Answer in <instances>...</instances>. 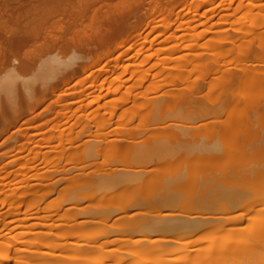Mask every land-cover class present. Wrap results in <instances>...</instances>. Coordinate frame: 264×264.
Returning <instances> with one entry per match:
<instances>
[{
    "label": "bare ground",
    "instance_id": "obj_1",
    "mask_svg": "<svg viewBox=\"0 0 264 264\" xmlns=\"http://www.w3.org/2000/svg\"><path fill=\"white\" fill-rule=\"evenodd\" d=\"M0 1L3 3L2 0ZM4 1H5L4 5L1 4L0 6V100L2 101L3 97H5L4 99L7 102V104H6V107L3 108L2 107L3 105H1L0 103V124H2V126L7 125V127L8 125L10 126V122L11 123L14 122L13 124H15L16 126L17 124L19 125L20 123L25 125L24 127L18 126V128L16 129H11L9 127L10 130L8 131H9L10 136L8 138L12 139L14 138L13 137L14 135L15 136L16 135H21V136L43 135L46 133V131L40 130L39 128L42 126L44 127V125L49 126L50 122L51 123L54 122L53 125L50 127L49 131L54 130V132L56 131L57 135H60L59 137H62L64 136L62 135L64 133L63 131L68 128L69 132L68 131L67 132L69 135L67 134L66 131H65V134L68 135L67 141L70 140L68 142L72 143L76 138L75 137L73 140V137H71L73 133L72 131L76 129L78 131V127L75 128L76 125L78 126V123H82V121L87 119V122H84L85 124L82 123L84 124L83 128L85 129L84 130L80 129L81 131L79 130L76 133L82 134V132L84 131L85 135L89 133L92 134L94 130L91 131L92 129L90 130L88 128V125L89 127H92L94 125V127H97V130H101L102 125L104 124L108 125L109 123H111V125H113L114 120L112 121V119L115 117L116 114H118V113L115 114L116 108L114 109V111H111V113L109 112L110 115H106L107 113H101L102 106L101 105L99 106V104L102 102L104 98H106V96L112 93L114 94V93L119 92L121 89L120 87H122L120 85L118 87L117 85L118 88H115L116 86H114V84L116 83L114 81H116L118 78L111 81L109 83L110 85L106 87L105 82L108 77L106 78V80L104 77L110 71V69H108L107 67H109L108 65H109L110 59L111 61L113 60L115 61L117 59L116 62L120 60L121 56H119V54H118L119 57L117 56L113 59L112 57L114 56L115 53L117 52L119 53V51L128 42L132 43V48H133V46H135L137 42L141 40L140 38L137 41L135 35L132 37L133 35L132 32L128 35L126 39H123V40L118 39L119 36L126 32H130L133 30L135 31V28H137L138 30L140 28L139 26L143 23L144 24L143 26L145 28H149V27L152 28L151 29L152 31L150 30L148 31L147 34L145 35L143 34L144 36L142 35L143 42L144 41L147 42V39H149L148 35L152 34V32H155L156 30H157L156 32H158L159 26L162 27V25L163 26L166 25L164 26L166 28L167 25H170L171 21L168 22V20H170L168 19L170 18L168 16H170V14L173 12L174 13L177 12V9L180 8L181 5L183 4L185 5V3H187L186 5L191 6V9L200 8L202 4L204 3L208 4V2L210 3L211 0L210 1L209 0H148L150 1V3L147 4L149 6V12L145 8L146 3H148L146 2V0H119L117 2L110 0L112 1V3H108L107 5L103 4V5H100L99 7H96V4L98 5L104 0H41V5H36L33 7L19 8L17 5H15L17 8L20 9L16 11L14 10L16 7L15 8L8 7V6H12L9 3H6L8 0L7 1L4 0ZM250 3L251 5H253V7L259 8L260 12H262L263 10L262 16L259 14L260 18H258V20L253 19L255 22L257 21L258 23L259 21H263L258 24L262 26V24L264 23V3L263 4L259 3L260 5L257 4L259 6H256V4H253L254 2L253 3L250 2ZM239 5H241L240 7L242 8L244 7L243 3ZM184 8L185 7H183L182 10H184ZM260 8L261 9L263 8V9L261 10ZM191 9H189V11ZM179 11L181 10L179 9ZM229 19L230 18H228L227 21H229ZM220 20L223 21L222 18H220ZM220 20L219 22H221ZM252 23L254 24V22ZM252 23L250 24L252 25ZM231 24L232 26H235V24H233L232 22ZM171 26L172 25L168 27L171 28ZM241 27L242 25L239 26L238 29L241 30ZM228 28L227 29L225 28L226 30H222V31L223 32L227 31V33L230 36L226 34L225 32L226 37L224 36L223 38L222 36V38H219L220 40L217 39L219 36L216 37L217 40L214 39V41L216 40L217 42H215L214 44L212 56L209 57L208 55L209 58L208 57L204 58L206 60L203 59L205 62H203L202 64L204 63L206 64V65L205 64L203 65V66H206L204 67L206 69H203V70H207L205 72L207 74L204 73L207 76L200 75L199 77H197L198 76L197 75L195 76L197 78L194 77L195 78L194 80H188L187 82V79L189 78L183 76L184 72H182L183 74L182 73L177 74L179 76H174V74H172L173 75V77L171 76L172 81H170V79L168 80L170 81V83L173 82L171 84L172 86L169 84V82L167 84V80L162 79L161 83L157 82V84L160 83L159 84L160 87L162 85L161 88H164L165 86L167 87L169 85L171 87H174L173 84L176 82L179 83L178 84L179 86L182 85L183 87L180 88L176 84L180 89H178V87H176L175 89L174 87L173 88L174 90H172L171 88L170 90H172V92L171 91L169 92L167 90L169 92L167 93L169 95L170 94L172 95L169 97L167 96V98L169 99L173 97L172 99H169V100H172L174 105L176 104L175 106H178L177 104H181L182 107L184 106L183 108L181 107L182 110L179 109L180 111H183V109L187 106L186 110H184L185 113L179 112V113H184V114H181L182 116L187 115L184 118L187 119V117L189 116L192 119L195 118V119H200L202 121L204 120L205 122L202 124L203 125L202 126L201 122H198V120L194 119L198 124L200 123L202 128L207 127V130L208 128L210 129L214 128V131L216 130L217 133L215 132V134L212 135L207 130L204 132V130L202 131V128H200L198 124L197 126H194V125L193 126L195 129H198L199 131L193 130L192 132L191 130H185L186 125L181 126L184 128H179L180 126L177 124H179L181 121L177 123L179 120H177V118H174V115L171 114L172 115L171 116L170 114L169 115L165 114L167 112L162 113L163 110L165 111L164 109L165 107L162 104L163 108H161L160 107L161 105H160L159 106L160 108L158 109L160 114L158 112L159 115H157V112H155V115L160 117L158 118L160 120H163L161 119L163 114L170 116V118L172 117L176 119V120L174 119L172 120L177 121L176 122L177 124L176 123L173 124V122H171L172 121L171 119H167V120H171L170 122L177 129L175 128L166 129L171 126V123L168 124V127H166L167 124L166 126L165 124H162V123H166V119H164L165 121L163 120V122L159 120L160 122H162L161 123L162 125L160 126V128H163V129L162 130L160 128H157V129L161 131H158L156 129L154 130L155 127L153 129L152 128L148 129V127H145V129H141V128L138 129L133 126L134 128L132 129L126 128L128 130H125L124 132L121 130L118 131L119 132V133L117 132L118 134L109 131L108 134L107 133L104 134V136L106 134L108 135L106 136L107 138L106 137L104 138L105 140L107 139L108 140L107 141L101 140L102 142L104 141V143L106 142V144L103 143V147L102 146H101L102 148L100 147L99 152L103 154L105 153V156L110 154L112 157L118 159L117 161L121 160L124 162L130 161L131 159L134 160L135 158L139 159L142 156L143 158H147L149 156L151 157L154 155V157L158 156L164 159L167 158V160L164 161V164H162L163 162H161L163 166L158 165L160 167L156 170L158 171L160 169L161 171V166H162V172L165 171L166 173H168V172H171V170H174V172H171L173 173V175L171 174L173 177L168 174V179L167 181H165L166 183H164L163 182L165 180L164 178H166L167 175L163 177L161 176V173H162L161 172L159 176L157 174L156 176L154 172H157V171L151 170V168H150V171H148L145 169L146 167L143 166L144 169L139 170L138 168V170H135L136 164H133L135 165L133 167L134 169H129V168L122 169V168L113 167V169L110 171L109 174L103 175L96 180L95 179L88 180V183H86V185L97 187L98 189H101V190L103 189L106 191L108 189L115 190V189H119L120 187L131 186L135 188L134 189L135 191L137 190L138 191L140 190V191L138 194H134L132 196L130 195L129 198H125V197H124L125 199L122 198L123 200L120 198L121 196L120 197L119 195L116 196V194H114L116 197L114 195L113 196L111 195L110 197L105 196L104 201H102L103 199L102 197L100 198L99 202L97 201L96 206H98V203H101V205L102 206L104 205V207L106 208V211L109 209L107 206H110V205L111 206L113 205V207L117 205L118 206V207L116 206L117 208H121L125 211H127L128 208H132L135 206L136 207L143 206V204L152 205L158 208L160 206L167 207V205L170 206L171 204L173 205L176 202H177L176 204H178L179 201L182 202V199L184 197H188L187 199L190 200L189 205L191 206V203H192V207L195 208V211L197 210L196 208L198 209L200 208L205 211V213H203L201 210V212L199 213L200 211L199 209L198 211H196L198 212V214L196 213L197 215H195L194 213L195 211L192 210L194 208H192L190 212L187 210L188 212H186V214L194 213V215H186V214H180V213L178 214L176 213L162 214L161 213V215L156 214L157 216L156 215L155 216L153 215V217L151 216V218L153 219H150V218L147 219L143 217H142L143 219H140L141 215H139L140 218L137 217L136 214H139L137 212L129 216L132 218V216H134L135 214L133 218L137 217L139 220L132 218V221L130 220L129 216L127 217L128 214H125L122 217L124 218L123 220L125 221L127 217L128 219H126V221L130 220L131 222L127 221L126 224H128V222L129 224L122 226L124 230H126L129 233H134V234L136 233L138 234L139 233L141 234L155 233L157 231H160V233H163V232L180 233L183 231L184 233H180L181 237L179 235L180 239L182 238L183 240L184 238H192L197 235L198 237L196 238V240H194L193 242L191 241L189 245L191 243L199 244L201 241H203V239L209 240L210 238H213L214 236L217 237L221 235L220 236L221 238L220 237L217 238V239H220L219 242L210 241L209 243L202 245V246H198L197 244V246L196 245L189 246L182 250L176 249L174 253H176L177 255L178 254L180 255L179 257H175V259L170 257L171 256L170 253L168 252L166 253L167 250L165 247L162 248L165 251L162 250L161 253L157 251L161 249V247L160 248L157 247L158 249L155 248L157 250L150 249L147 247H142L140 248V250H137L134 256L144 259V263L149 262L152 256L159 253L162 256L161 259L159 257L153 262L151 260L153 264H169V262L171 261L176 262V264H179V263H182V264H264V162H262L264 160L261 159L262 157H264V154L263 156L262 155L260 156L261 157L260 163L259 161L256 163L258 166L256 167V165H253L256 162L255 160L254 162L251 161V163H253L252 164L253 166H251L250 169H248L249 167L246 168L248 170L242 169L240 171L238 170V168H236L235 165L233 166L229 164L232 162L235 164V162L232 159V157H235V156H233L232 153H234V155L235 153L239 155L241 154L240 156H238L240 158L241 156L245 157L243 156V154L244 155L248 154V156L249 155L253 156L252 154H254L253 158H251L250 156L251 160L254 159V157H257V155L255 156V154L257 153H253V152L261 151V153H264V147H262L264 146L263 143H262L263 145L254 144V146H252L253 144H249L250 146L249 147V146H246L247 145L246 139L244 140L243 138H241V136H243L244 133L246 134L249 133L250 135L251 133H254L253 131H255L254 135H256L257 130L259 131V129L258 128L256 129V127H259V126H262L263 127L262 131H264V32H263L264 29L263 31H258L259 33L260 32L262 33L254 35L256 38L254 39L251 38V40L250 39L247 41L243 40L240 42L239 40L240 36L238 35L239 37L238 36L236 37V35L234 36L231 35L232 33L228 32L231 26L229 29ZM254 28L252 29L254 30ZM236 29H233V30H236ZM252 29L250 31H252ZM161 30L163 32L166 29L165 30L160 29V33H162ZM248 31L249 30L246 31V28H245L244 30L245 37H243L244 39H246V37L248 36L246 35L247 34L246 32ZM236 32H238V30ZM160 33L156 35L157 38L155 39H158V37L161 36ZM220 35H223V34H220ZM137 38H138V34H137ZM146 42H144V44ZM226 42L228 43V46H224V44H227ZM211 44H213V42ZM111 46H114L115 48L113 50H110ZM93 48L99 51L96 53V56H97L96 58L92 57ZM210 51L212 50L210 49ZM215 52H218L219 54L214 55ZM64 54L69 55V56L64 57ZM205 54L206 53H204L203 55L201 54L202 58L204 56H207ZM224 54H229L230 57H232L231 55L235 56L234 58L232 57L236 61L235 63H233V66H231V63L234 60H230V57L224 56ZM194 55H195L194 59H196V54L194 53ZM216 55H218V57L221 55L222 58H226L225 61L228 58L229 59L226 62L225 61L221 62L222 60L220 58L221 56L219 57L220 58L219 59L220 61H219ZM42 58L43 60H41ZM120 61L118 64L115 63L116 65L113 64L115 65L114 66L115 68H113L114 70H111V71L114 72L116 69H118L116 67L121 66L120 63H122L123 61L121 62ZM193 61H196V60H192V62ZM165 64L167 63H164V66ZM202 64H200L201 67H202ZM131 65H129V67ZM129 67H127V69ZM78 68H80L79 70L83 71L84 77L81 80L76 81V78L79 75L78 72H80ZM168 68L167 70H169ZM34 69H37V71H35L36 73L31 76L28 75L29 72H32V70ZM163 69L166 71L165 67ZM193 69L194 67L192 69L190 68L191 71L189 73H194L192 72ZM162 70H160V75H161ZM162 73H165V72L163 71ZM197 73H199V71ZM103 78L105 81H102ZM163 81H165L166 84H164L165 82ZM60 84H63L62 86L63 88L61 90L58 89ZM77 85L81 86L82 89H79V90L77 89L73 91L72 87H76ZM155 87H158V86H154L153 88ZM104 90H107V91L104 93ZM149 90H150L149 93L150 92L152 93L151 91L152 89H149ZM204 90H207L206 93H204ZM127 93H129L130 95V93L132 92L127 91ZM167 93L165 95H167ZM137 94L138 93H135L134 94L135 96L133 95L134 101H135V97ZM54 96L56 98H53ZM69 97H71L72 99H70ZM87 98H89L90 100H87ZM164 98L166 99V97ZM124 99L125 100L127 99V102L124 101L123 104L125 103V105H127L126 103H128V101H130L131 98L129 99V96H127V98H124ZM168 99L166 100L168 101ZM136 100H138V97ZM144 100L145 102H143ZM144 100L142 101L143 103H141L140 105L138 104L139 105L138 111L141 110V112L138 113L137 111L134 110L135 112L140 114L139 116H141L140 117L141 120L142 118H144L143 116H146L144 115V113L147 109L149 108L153 109V111L152 109L151 110L149 109V111L147 110L148 112L155 111L154 110L155 106L153 107V105H155L156 102L153 103L154 101L153 98L152 99L150 98L149 100H146L145 98ZM119 101H122V99ZM117 103L115 105H117ZM164 103L166 107L169 105V102H164ZM95 104L96 105L98 104L97 105L98 108L94 107V109H97V110L92 111L95 113L92 114L90 112L89 113L90 115L82 114L83 112L79 113L81 112L80 111L81 109L83 111L84 109L87 110L86 108L88 107L91 108ZM44 105L46 106V108L44 110L39 111L40 108ZM72 105L74 106L77 105V107L76 106L74 107ZM122 107L123 106H121V108ZM136 107L138 106L136 105ZM170 107L168 106V108ZM8 111L11 114L10 117L7 115ZM30 112L33 114V116L31 118H26L28 113ZM54 112L56 113V116L54 118L43 121L40 124H35L37 118H42L45 114L54 113ZM129 114H130V111L123 107V112H121V114H118V115L125 118L126 116H129ZM155 115H153L154 118H152L151 122L153 121V119L154 120L156 119L155 117L157 116ZM223 115H224V118L222 119ZM45 116H48V115H45ZM182 116H178V118ZM164 117L166 118V116ZM218 117H221L222 120L217 119ZM57 118H58V121H57ZM74 118L75 120L77 118V120L72 124L71 121ZM149 118H147L148 121H149ZM120 120L118 121V118H117L118 122H121ZM30 121H32V123ZM156 121L158 120L156 119L154 122ZM70 122H71L70 126L65 127V129L64 128L61 129L63 125L65 124L67 125ZM151 122L149 121V123ZM192 122L194 124V121ZM167 123L169 122L167 121ZM124 125L126 124L124 123ZM163 125L166 128L162 127ZM73 127H74V130L72 129ZM189 127L194 129L191 125ZM4 128L6 129V127ZM146 128L148 129V131L150 130L151 131L154 130V131L152 132L150 131V133L147 134L145 131ZM85 130L87 132L89 130V132L87 133ZM5 132H7V130ZM212 133H213V130H212ZM261 133L262 132H260V134ZM218 134L220 138L222 139V141L219 139ZM216 135L219 140L216 139V142H215L214 140H215ZM248 136H246V138ZM251 136L248 138L251 139ZM261 136H259V138ZM212 137L214 138V140H211L213 139ZM206 138H211L210 139L211 141ZM227 139L232 140L231 141L232 143H228L230 141L227 142L226 141ZM241 139H243L245 143H242L244 141ZM77 140H78V137H77ZM99 142L100 141H98V143ZM34 143H35L34 145H36L37 141H35ZM94 144L95 143H91L92 146H94ZM34 145H32L33 147L31 146V148L34 149ZM256 145L258 148H255ZM248 148H250V150ZM259 148H261V150ZM248 150H249V153H246V151ZM250 151H252V153H250ZM18 153L19 152H17L16 154ZM38 153H36V155ZM38 155L40 156V154ZM106 157H109V156H106ZM172 157H174V160ZM36 158L37 157H35L34 159L32 157L31 159L36 160ZM257 158H259V155ZM136 159L134 161H136ZM228 159L232 160V162H229ZM244 159H246V157ZM34 160L32 162H34ZM141 160L142 159H140L139 161L141 162ZM240 160L237 159V162L238 161L240 162ZM247 161H248L247 163L250 162L249 160ZM37 163H40V162H37ZM27 164L29 165V163H26V166ZM145 164H148V163H145ZM249 164L248 165L246 164V165L249 166ZM32 165L30 163V167ZM34 165L31 167V170L38 164H36L35 166ZM22 167H25V165ZM239 168L241 169V167ZM165 172L163 174H165ZM43 173L45 174L46 171L45 172L42 171L40 172V174L38 172V174L36 175H43ZM169 176L172 178V180L169 179ZM7 177L8 176H6L5 178ZM14 177H16V174ZM156 187L157 189H160V190L162 189L164 191V192H161L157 196V198L155 197L154 194L155 193L157 194L160 191L159 190L157 191ZM153 188H154V193H153L154 196L152 195V193H150V189L152 192ZM146 189L149 191V193H147L148 191H145L143 193V190H146ZM106 197L108 199H106ZM112 197L114 198L112 199ZM114 199L117 201L114 202ZM218 201L220 202L218 206H220L221 204V207H218L216 205ZM244 204H246V206H243L242 208L241 206ZM211 206H214L212 207V210L213 211L216 210V211L211 212L209 210L211 213L207 212L208 211L207 209H210ZM258 206L259 207L261 206L260 207L261 209L256 210ZM14 208L18 210V208H20V205L14 204ZM204 208H206L207 211ZM73 209L75 210L74 207H69V208H66L65 210L71 211ZM15 212L14 214H16ZM252 212H255V214H253ZM67 213L68 212H66V214ZM249 213H252V216L253 215L255 216L253 217L251 215L249 216ZM103 214H106V216L108 214L111 215V213L107 214V212H104L101 215ZM247 214L249 216L248 217L249 219L252 217V220L251 222H249V225L245 224V227H242L238 223H240L241 221H245L246 219L249 221V219L246 218ZM147 215L149 216V214ZM30 218H27V219H30ZM122 218H120V220ZM215 221H217V223L218 221L220 222L227 221L226 223H229L228 224L229 226L226 225V227L222 228L221 226H218L217 224V227H215L214 226V224L216 223ZM86 222L88 223L87 220L81 221L80 224L75 225L76 229H78V227L82 228V224ZM71 231L72 230H70V232ZM55 234H58V233H55ZM183 234H184V237L182 236ZM67 235L68 234H66V236ZM16 237L18 238L19 236H16ZM16 237L13 239H17ZM59 237H63V235L62 236L59 235ZM22 238H25V237L20 238V242L24 240L22 241L23 248H24V244H27L25 245L26 248L29 245L28 250H30L31 248L32 250L28 251L27 249H25L26 252H23L21 250L23 248L20 247V255H17V256L19 257L21 255H24L25 258L26 257L27 258L24 259V256L22 257V259L18 257L16 258V254H14V251H16L15 253L17 254L19 253V251H17L19 250V248H16V247H15L16 250L13 251L14 257L11 256L10 254L11 250H13L14 248L13 244H12V247H10L11 246L10 243L14 242L13 240H11L8 244L11 249H9L8 247V249L6 248L8 252H6L5 249L4 250L2 249V251H0V254H1L0 256L3 255L2 258L0 259L1 263L3 262L6 264L8 262L7 264H9L12 258L13 261L16 259L17 263L16 261H14L16 264H20L18 262H21L22 264H31V263L38 264L40 262L41 264H69V263H72V260H71L72 256L70 258H67L70 255L69 254L70 251L73 248H74L73 250H75L76 248L78 250L79 249L82 250L81 247L88 245V244H83V243L80 244L76 242L67 243L66 245L68 247L66 246V248H70V249H69V253H67L69 255L66 256L64 254V251L66 250L68 251V249H65V250L63 249L65 244L63 246V244L60 243V245L63 246L61 247L58 243H55L53 239H48V238H46V240L43 239L45 241L41 239L38 241L40 244L37 243L38 244L37 245L36 242H34V240H36L37 237L31 238L32 241L31 239L25 240ZM17 240L16 242H14L16 243L15 246L16 245L20 246L21 243H18L19 239ZM51 240L53 243L51 242ZM63 240H64V237H63ZM210 240H213V239H210ZM27 241H30L29 244ZM155 241H158V240H155ZM176 241L177 243H179L178 240ZM41 242H42V246L44 247V249L48 247L47 245L50 246L51 244H53L54 246L51 245L49 248L53 249L57 247L58 249L63 251V252L61 251V253L63 254L57 255L55 254V252L54 253L52 252L51 254L47 252L44 253V251L41 252L39 250L43 248L41 246ZM163 242L167 243L169 241L165 239L163 240ZM30 243L35 248H33L30 245ZM33 249H38L40 252H37L38 250L33 251ZM112 251L113 253L119 252V250L118 251L109 250L108 252L110 253ZM81 252L78 253L79 256L76 255L75 257H73V261L75 262V264H78L81 261L80 260L82 259L80 255L82 254ZM90 252L91 250L89 252L87 251L83 252V254L85 253L84 260H86L85 262L86 264H104L106 263L104 262L105 259L107 260V258L109 257L105 255L107 257L104 256L105 258L103 257L100 260L89 261L87 259V255L88 254L90 255ZM46 253L47 255H45ZM31 254L34 255L35 258L37 257V255L38 257L41 256L39 257L41 260L38 261L39 258L32 259V262H31L30 259L33 257V256L31 257ZM48 254H50V256ZM46 256L47 258L48 257L49 258L46 259L45 258ZM113 256H116V255H113ZM9 257L11 258L9 259V261L6 262V259L8 260ZM50 257H52L53 259H50ZM2 259H5V260H2ZM134 259H131L130 261L125 258L124 261L121 260L122 262L120 263L123 264V262L129 261L128 262L129 264H140V260H137V259L134 260ZM34 260H35V263H34ZM36 260L38 262H36ZM67 261H69V263H67ZM80 263L82 264V262Z\"/></svg>",
    "mask_w": 264,
    "mask_h": 264
},
{
    "label": "rangeland",
    "instance_id": "obj_2",
    "mask_svg": "<svg viewBox=\"0 0 264 264\" xmlns=\"http://www.w3.org/2000/svg\"><path fill=\"white\" fill-rule=\"evenodd\" d=\"M2 1H3V3L0 1V6H1V4L4 5L5 1L4 0H2ZM8 1L6 3H9L12 6H8V5L7 6L8 7H14V8L16 7L15 5H17L19 8H22V7L26 8V7H33L36 5H41V0H8ZM112 1L117 2L119 0H112ZM112 1L104 0L100 4H98V5L96 4V7H99L100 5H103V4L107 5L108 3H112ZM146 2H148V3H146L145 8L149 12V6L147 4H149L150 1L146 0ZM250 2H252V3L254 2L253 4H256V6H259L260 5L259 3L263 4L264 0H211L210 3L208 2V4H206V3L202 4V6L200 8H192V9H191V6L186 5L187 3H185V5L183 4L180 6V8L177 9V12H175L176 14L174 12L173 13L170 12L171 14H170V16H168L170 18L167 17L168 19H170V20H168V22H170V21L172 22V23L170 22V25H172L171 28H169L170 25H167L166 28L164 27L166 25H164V26L162 25V27L159 26L158 32H156L157 30L156 31L153 30L155 32H152V34H150L151 36L148 35L149 39H147V42L144 41V42H146L145 44L142 40V37L145 34H147L148 31H150L152 28L151 27L145 28L143 26L144 25L143 23L141 25L139 24L140 28L138 30H137V28H135V31L133 30V31L126 32V33H123L122 35H120L118 39L123 40V39H126L128 37V35L132 32V34H133L132 37L135 35L137 41L141 38L143 43L141 42V40L138 42L136 41L137 44L138 43L139 44L138 45L136 44L132 48V43L128 42L119 51V53L118 52L115 53L114 56L112 57V59L117 57L119 54V56H121L120 60L123 62L120 63L122 67L121 66L116 67L118 69H116L114 72L111 70H114L113 68H115L114 67L116 65L115 63L118 64L120 60H118V62H116V60H117L116 59L115 61L113 60L114 61L113 62L110 59V61H109V65H108L109 67H107V68L110 69L109 72L111 74L108 72L109 76L107 74L104 77L105 80L108 77L106 82H105V85H106V87H108L110 85L109 83L111 81L118 78L116 81H114L116 83L115 84L113 83V84H114V86H116L115 88H118L119 85L122 87H120L121 88L120 91L118 90L119 92L114 93V94L113 93L109 94L108 96H106V98H104L102 100V102L100 104L98 103L99 106L100 105L102 106L101 107V113H107L106 115H110L111 111H114V109L116 108L115 114L116 113L121 114V112H123V107L130 111L129 116H126L125 118L118 115V114H116V115L114 114L115 117L112 119V121L114 120V123L112 122L113 125H111V123H109L110 125L108 123H106L108 125L104 124L105 127H104V125H102L101 130H97V127H94V125L93 126L91 125L92 127H89V125H88V128L90 130L92 129L91 131L94 130L92 132V134L91 133L87 134L89 132V130H88V132L85 130L87 132L86 134L88 136L85 135L84 131L82 132V134L76 133L80 129H82V130L85 129V128H83L84 124H85L84 122H87V119H85L84 121H82V123H84V124L78 123V126L77 125L75 126V128L78 127V131H77V129L74 130V127L72 128L75 132L72 131L73 133H72L71 137H73V140L75 137L76 138L73 141L74 143L73 142L69 143L68 141H70V140L67 141V139H68L67 136L69 135L68 134V132H69L68 128L63 131L64 133L61 131L63 133V134L62 133L61 134L64 135L62 137H59L60 135H57L56 131L54 132V130L49 131L50 127L53 125L54 122H52V123L50 122L49 126L44 125V127L42 126L39 128L40 130L46 131V133L43 135H33V136H21V135L15 136L14 135L13 136L14 138H12V139L8 138L10 136L8 130H10V128L16 129V128H18V126L24 127L25 125L20 123L19 125L17 124V126H16L15 124H13L14 122H12V123L10 122V126L8 125V127H7V125L2 126V124H0V131L3 134L2 135L0 133V174H1L0 175V202H2V203H0V221H1L0 222V251H2V249L3 250L5 249V251L8 252L7 249L9 247V245H8L9 242L11 240L16 242V240L19 239L18 243H21V245L19 244L20 246H18V245L15 246L16 243H14V242L10 243L11 244L10 247H12V244H13L14 248H13V250H11V253L9 252L12 257H14V254H16V258H17L18 257L17 255H20V247L23 248L22 241H24V240H22L20 242V238L25 237L22 239L30 240L33 237H35V238L37 237L38 240L33 239L34 242H36V244L39 243L38 242L39 240H41V239L46 240V238L53 239L55 241V243H58L59 245H60V243L63 244V246L65 244L63 249L64 250L68 249V251L67 250H66L67 252L64 251V254L66 256H68L70 254L69 257H67V258H70L72 256L71 257L72 263L74 262L73 257L78 255V253H80L82 250H83L81 252L82 254L84 251L89 252L91 250L90 255L89 254L87 255V259L89 261L100 260L105 255H107L109 257L107 258V260L105 259L104 262H106V263H104V264H121L120 263V262H122L121 260L124 261L125 258L127 260H130V261H131V259L135 258L137 260H140V264H143L144 259L134 256L136 254L137 250H140V248H142V247H147L150 249H155L157 247H159V248L161 247V249H159V250H157L158 248L155 249V250L159 251L160 253L163 250L162 248L165 247L167 250L166 253L167 252L170 253L171 254L170 257L175 259V257H179V255H180V254L177 255L176 253H174L176 249L182 250V249L189 247V246H195V245L197 246L198 243H196V244L191 243L189 245V243L191 241L193 242L194 240H196V238L198 237L197 235L192 237V238H184V240L182 238H181L182 240L180 239V237H181L180 233H184L183 231L180 233H177V232H175V233H170V232L169 233H167V232L160 233V231H157L155 233H144V234L136 233V234H134V233H129L122 228L123 225L124 226L128 225L129 222H128V224H126L127 221H130V220L132 221V218L135 216V214H134V216H132V218H131L129 215H133V213H137V212L139 214H136V216L139 217V215H141V218L139 217L140 219H143V218L153 219V218H151V216L153 217V215L155 216L156 214L161 215V213L162 214H167V213L186 214V212H188V211L190 212V210L192 208H194V207H192V203H191V206L189 205L190 200L187 199L188 197H184L182 199V202L179 201L178 204H176L177 202L174 203L175 204V205L173 204L174 206L171 204L170 206L167 205V207L166 206H163V207L160 206L157 208V207L152 206V205H147V204L144 205L143 204V206H139V207L135 206L132 208H128L129 211L128 210L125 211L121 208H117L118 207L117 205H115L114 207H113V205L112 206L110 205V206H107L109 209L106 211V208L104 207V205L102 206L101 203H98V206H96L97 201L99 202L100 198L103 197L102 201H104L105 196L110 197L111 195L113 196L114 194H116V196L119 195V197L121 196L120 197L121 199L124 197L129 198L130 195L132 196L134 194H138L140 190L139 191L137 190L138 191L137 192L134 190L135 188H133L131 186H126V187L124 186V187H120L119 189H115L116 191L113 189L112 190L108 189L106 191L103 189L102 190L98 189L97 187L88 186V185H86V183H88V180H91V179L96 180L103 175L109 174L110 171L113 169V167L114 168H122V169H126V168L127 169L128 168L134 169L133 167L135 165H133V164H136L135 170H138V168H139V170L144 169V167H146L145 169L150 171V168H151V170L158 169L160 167L158 165L164 164V161L167 160V158L164 159V158H161L158 156H155L156 157L155 158L154 155L151 157L149 156L147 158H143V156H142L139 159L135 158L136 161H134L135 159L134 160L131 159L130 161H126V162L121 161V160L117 161L118 159L112 157L110 154L106 155L109 157H106L105 153L103 154V153L99 152V149L101 146L103 147V143H104V141L102 142L101 140H105L104 138L106 136H108L107 134L109 133V131L118 134L119 133L118 131H120V130L124 132L125 130L132 129L134 127L138 128V129H140V128L145 129V127H148V129L149 128L153 129L155 127L154 130L156 129L158 131H161L163 129V128H160V126L162 124H165V126L167 124L166 127H168V124H170L171 122H173V124H175L177 121H174V120H176L174 118H177V120H179L177 123H179L181 121L179 124L176 123L177 125L180 126L179 128H184L181 126L186 125L187 128L185 127V130H191L192 132H193V130L199 131L198 129L194 128V126H197V124H198L195 120H198V122H201V125L205 121L204 120L202 121L200 119H195V118H194L195 119L194 120V119L190 118L189 116L187 117V119L184 118L187 115L182 116L181 114L185 113L184 110H186L187 106L183 109V111H180L179 109L182 110V108L184 106L182 107L181 104H177L178 106H175L176 104L174 105L173 101L169 100V99H172L173 97L169 98V99L167 98V96L168 97L172 96L171 94L169 95L168 93L170 91L172 92V90H174L173 89L174 87L176 89V87L179 86L178 85L179 83L176 82L173 84L174 87H171L172 86L171 84L173 83V82L170 83V81H172L171 76L173 77L172 74H174V76H179L177 74L184 72L183 76L189 78V79H187V82H188V80H194L195 78L199 77L200 75L207 76V75H205V74H207V73H205L207 70H203V69H206V68H204L206 66H203L205 63L202 64L203 62H205L204 60H206L204 58H207L208 55H209V57L212 56L214 44H215V42H217L216 40L217 39L220 40L219 38H222V36H223V38H224V36L226 37V34H228L227 31H225L226 32V34H225V32H223L222 30H226L228 27L230 28V26H231V28L230 29L228 28L229 29L228 32L232 33L231 35H233V36L236 35V37L239 35L240 37L239 36L238 37H239L240 42L243 40L244 41H247L249 39L251 40V38L254 39V38H256L254 35L262 33V32L259 33L258 31H263V29H264L263 24L264 23L262 24V26L258 25V24L263 22V21H259V23H258L257 21L255 22L253 19L258 20V18H260L259 14L262 16V12H263L262 9L263 8L262 9L260 8L262 10V12H260L259 8L253 7V5H251ZM242 3L244 6L243 8L240 7L241 5H239ZM257 4H259V5H257ZM182 6L185 7L184 10H182L183 9ZM19 8L16 7L14 10L15 11L20 10ZM179 9L181 11H179ZM189 9H191V10L189 11ZM180 12H182V13H180ZM167 15H169V14H167ZM171 15L174 17H172ZM220 18H222L223 21H221ZM228 18H230L229 21H227ZM219 20L222 23L219 22ZM224 21H226V22H224ZM223 22H224V24H223ZM231 22L233 24H235V26H232ZM252 22H254V24ZM250 23H252V25ZM241 25H242V27L240 30V29H238V27ZM248 26H249V28H248ZM256 26H257V28L259 27L258 30H257ZM236 27H237V29H236ZM243 27L246 28V31L249 30L248 32H246L247 33L246 35H248L246 37V39L243 38V37H245L244 36L245 35V33H244L245 28H243ZM252 28H254V30ZM160 29H163V30L166 29L167 31L165 30L162 32V30H161L162 33H160ZM233 29H236V30H233ZM251 29H252V31H250ZM237 30H238V32H236ZM140 33H142V34H140ZM158 33H160L161 36H159L158 39H155V38H157L156 35H158ZM219 33L223 34V35H220ZM137 34H138V38H137ZM250 34H252L254 37ZM216 37H218V38L216 39ZM248 37H250V38H248ZM214 39H216V40L214 41ZM212 42H213V44H211ZM114 46H111L112 48L110 47V50H113L115 48ZM224 46H228V43L224 44ZM209 48L212 51H210ZM92 52H93L92 57L96 58L97 57L96 53L99 51L97 49L93 48ZM194 53L196 54V59H194L195 58ZM204 53H206L205 55H207V56H204L202 58V55ZM215 54H219V53L215 52L214 55ZM69 55L64 54V57H66V56L68 57ZM224 56H229V54H224ZM231 56L233 58L235 57L233 55H231ZM216 57L218 58V60L221 58L222 59L221 62H224L226 59V58H222V56L219 58L218 55H216ZM232 57H230V60H234V61H232L231 66H233V63L236 62L235 59H233ZM43 58L41 60H43ZM191 58H193V59H191ZM192 60H196L197 62L196 61L192 62ZM164 63H167V64H165V66H164ZM113 64H115V65H113ZM200 64H202V67ZM129 65H131V66L129 67ZM126 66L129 68L127 69ZM163 66L165 67L166 71L163 69L164 68ZM180 66H182V67H180ZM192 66L194 67V69H193L194 71L192 70V72H194V73H189L191 71L190 68L191 69L193 68ZM166 67L167 68L169 67L168 68L169 70H167ZM79 69L80 68H78V70ZM160 70H162V72L164 71L165 73L161 72V75H160ZM179 70H180V72H179ZM35 71H37V69L32 70V72H29L28 75L31 76V75L35 74L36 73ZM79 71L80 72H78L79 75L77 76L76 81L81 80L84 77L83 71L82 70H79ZM198 71L200 74L197 73ZM182 74H181V76H182ZM195 76H197V77H195ZM104 78L102 81H105ZM162 79L167 80V84L169 82V84L171 86L169 85L167 87L166 86L164 87V85H163L164 88H161L162 85L160 87L159 84L162 82ZM169 79H170V81H168ZM157 82H160V83L157 84ZM163 82H165V81H163ZM164 84H166V82ZM117 85H118V87H117ZM153 85L158 86L159 88L158 87L153 88L154 87ZM62 86H63V84H60L58 89L61 90L63 88ZM179 87L181 88L183 86L181 85ZM179 87H178V89H180ZM72 88H73L72 89L73 91H75L77 89L78 90L82 89L81 86H79V85H77L76 87H72ZM171 88H172V90H170ZM149 89H152L151 90L152 93L151 92L149 93V91H150ZM106 91L107 90H104V93ZM127 91L132 92V93H130V95H129V93H127ZM206 91L207 90H204V93H206ZM135 93H138L135 97V101L137 104L135 103V101L133 99L135 96L134 95ZM166 93H167V95H165ZM126 95L129 96V99L131 98L130 101H128V103H126L128 106L125 105V103L123 104L124 101L127 102V99L126 100L124 99V98H127ZM71 97H72V95H71ZM71 97H69V98L72 99ZM137 97H138L139 101L136 100ZM139 97H140V99H139ZM164 97H166V99H168V101ZM4 98L5 97H3V99ZM53 98H56V97L54 96ZM145 98H146V100L153 98V100H154L153 103L156 102L155 105H153V107L155 106V108H154L155 111L152 112L153 109L149 108L150 110L152 109V111H150L151 112L150 113V112H148L149 109H147L148 110V111L146 110L147 113H146V111H145V113L143 112L144 115H146V116H143L144 118H142V120H141V118H140L141 116H139L140 114H138L141 112V110L138 111L139 110L138 108H139V105L141 103L145 102V100H144ZM3 99H2V101L4 102V104L1 100H0V103H1V105H3L2 107L4 108V107H6L7 102L5 101V99L4 100ZM121 99H122V101H119ZM87 100H90V99L87 98ZM140 100H141V102H140ZM161 100H163V101H161ZM164 102H169L168 106L169 107L171 106L170 107L171 110H170V108H168V106L166 107V105H164L165 104ZM85 103H87V102H85ZM116 103H117V105H115ZM134 104H135V106H134ZM162 104L165 107L164 108L165 111L162 109L163 110L162 113L167 112L165 114L174 115V118H172V117L170 118V116L163 114L161 119H163V120L166 119V123H162L163 120L158 119L160 117L157 116L160 114L158 109L160 107L163 108ZM97 105L95 104L91 108L88 107L89 109L86 108L87 110L84 109V111L81 109L80 110L81 112H79V113L83 112L82 114L90 115L89 113L91 112L93 114L95 112H92V111L97 110V109H94V107L98 108ZM136 105L138 107H136ZM72 106H74V105H72ZM75 106L77 107V105H75ZM121 106H123V107L121 108ZM129 106H131V107H129ZM172 107L174 108V110ZM177 107H178V109H177ZM45 108H46V106L44 105L40 108L39 111L44 110ZM134 110L137 111L138 113L135 112ZM155 112H157V115H155ZM158 112H159V114H158ZM179 112H184V113H179ZM7 115L10 117L11 114L9 113V111L7 112ZM45 115H48V116H45ZM45 115H44L45 117L44 116L42 117L44 119L37 118L35 124H40L43 121L54 118L56 116V113L55 112L54 113H48ZM153 115L157 116L155 118L158 121L154 122L156 119L155 120L153 119V121L151 122L152 118H154ZM177 115L182 116V117L178 118ZM32 116H33V114L30 112V113H28L26 118H31ZM164 116H166V118ZM120 117H122V118H120ZM117 118H118V121L121 119L120 120L121 122H118ZM147 118H149V121L151 123H149ZM188 118H189V120H188ZM223 118H224V115H223L222 119ZM167 119H171V120L174 119V120L171 121V120H167ZM190 119L192 121H194V124ZM217 119L222 120L221 117H218ZM76 120H77V118H76ZM76 120H75V118L72 119V121H71L72 124ZM123 120H125V121H123ZM159 120L162 122H160ZM57 121H58V118H57ZM138 121H139V123H138ZM167 121L169 123H167ZM30 122L32 123V121H30ZM71 122L67 125L66 124L63 125L61 127V129H63V128L65 129V127L70 126ZM124 123L126 125H124ZM155 123H157V124L159 123V124L157 125ZM189 123H191V124H189ZM173 124L171 123V126L169 128H166L164 125L162 127H165L166 129H170V128L177 129ZM180 124H182V125H180ZM188 125L189 126L191 125L194 129H192ZM201 125H200V123L198 124V126H200V128H202V126H203V125L202 126ZM4 127H6V129ZM88 128H86V129H88ZM126 128H128V129H126ZM157 128H160L161 130H159ZM257 128L259 129V131L257 130L256 135H254L255 131H253L254 133H251L250 135H249V133H247L249 136L246 133H244L243 136H241V138H243L244 140L246 139V142H247L246 146H249V144H253L252 146H254V144H259V145H261L262 143L264 144V131H262L263 127L259 126V127H256V129ZM99 129H100V127H99ZM148 129L146 128V130H145L147 134H149L151 131V130L148 131ZM211 129L213 130V133H212ZM211 129L208 128V130H207V127H203L202 131L204 130V132H205L207 130L210 132V134H212V135L215 134L216 130L214 131V128H211ZM4 130L5 131L7 130V132H5ZM154 130H152V131H154ZM65 131L66 132L68 131L67 132L68 135L65 134ZM34 132H36V131H34ZM260 132H262V133L260 134ZM105 133H107V134L104 136ZM120 133H122V132H120ZM161 134H160V136H161ZM55 135H57V136H55ZM82 135H83V137H82ZM79 136H80V138H79ZM246 136H248V137L251 136V139H249L248 137L246 138ZM259 136H261V137L259 138ZM77 137H78L79 141L77 140ZM218 137L222 141L219 134H218ZM69 139H71V138H69ZM206 139L210 140L211 138H206ZM216 139H218L217 135L215 137V140H214V138L211 140H214L216 142ZM243 139H241V140H243ZM258 139L260 142L258 141ZM89 140H90V142H89ZM97 140L102 142V143H100V142L98 143ZM107 140H105V141H107ZM35 141H37L36 145H34ZM95 141H97V142H95ZM226 141L227 142L230 141L228 143H232L231 142L232 140H230V139L229 140L227 139ZM91 143H95L94 146H92L93 144L91 145ZM242 143H245V141ZM22 144H23V146H22ZM104 144H106V142ZM32 145H34V149L31 148ZM39 145H40V147H39ZM262 147H264V146H262ZM255 148H258L257 145L255 146ZM261 148H259V149L261 150ZM248 149L250 150V148H248ZM249 150L246 151V153H249ZM17 152H19V153L16 154ZM262 152H263V150H262ZM36 153L40 154V156L37 154L39 156V158L36 155ZM250 153H252V151H250ZM253 153H257V154H255V156L257 155V157H258V155H259V158L254 157V159L251 160V158H253L254 154H252L253 156H251V155L248 156V154L244 155L242 153L243 156H245L246 159L250 161L249 162L250 164L247 163L248 161L246 159H244L245 157L241 156V158H240L238 156H240L241 154L239 155L236 153H235V155H234V153H232V155L235 156V157H232L235 164L230 159H228V160H229V162H232V163H229V162L228 163L230 165H233V166L235 165L236 168H238V170H240V171L242 169L245 170L248 167H249L248 169H250L251 166H253V165H256V167H257L258 165L256 163L258 161L260 163L261 159L264 160V157H262V158L260 157L261 155L263 156L264 153H261V151L260 152H253ZM34 156L37 157L38 160H37V158H36V160H34L35 159ZM250 156H251V158H250ZM32 157L34 158L33 159L34 162H32L33 161L31 159ZM111 157L113 160L111 159ZM169 158H171V157H169ZM172 158L174 160V157H172ZM140 159H142L141 162L139 161ZM153 159H155L156 161ZM237 159H239V160L241 159L240 162L239 161L237 162ZM168 160H170V159H168ZM254 160L256 162L254 164L251 163V161L254 162ZM35 161H36V163H35ZM242 161H244V162H242ZM37 162H40V163H37ZM105 162H107V163H105ZM161 162H163V163L161 164ZM262 162H264V161H262ZM26 163H29V165L27 164V166H26ZM30 163H31V165L32 164L34 165V163H35V165L36 164H38V165L37 166L34 165L36 168L34 167L31 170V167L33 165L30 167ZM140 163H141V165H140ZM145 163H148L149 165L145 164ZM246 164L247 165L249 164V166H247ZM24 165H25V167H22ZM147 165H148V167H147ZM238 165H239V167H241V169L238 167ZM156 166H157V168H156ZM162 166H161V171L159 169L158 170L159 172L157 170H156L157 172H154L155 175L156 174L158 176L160 175V173L162 172ZM243 167H245V168H243ZM248 169H246V170H248ZM42 171H44V172L46 171V173L45 174L43 173V175H36V174H38V172L40 174V172H42ZM164 172L161 173V176L164 177L165 175H167L166 178H164L165 180L162 178L164 180L163 182L166 183L165 181H167V179H168V174L170 176H172L173 173H171V172H174V170H171V172H168V173L165 172V174H163ZM15 174H16V177H14ZM148 174H150V173H148ZM6 176H8V177L5 178ZM170 176H169V179L172 180V178ZM157 187H159V186H157ZM157 187H156V189H157ZM158 190L160 192H158L157 194L156 193L154 194L156 198L161 192H164L162 189L161 190L157 189V191ZM145 191H148V190L147 189L143 190V193ZM135 192H137V193H135ZM147 193H149V191ZM150 193H152V195H153L154 188H153L152 192L150 189ZM113 198L114 197H112V199ZM106 199H108V198L106 197ZM115 199H117V198H115ZM115 199H114V202L117 201ZM219 203L220 202L218 201V203H216V205L218 206ZM14 204L15 205L19 204L20 208H18V210H17L16 208H14ZM214 206H211L210 209H207L208 211L206 210V208H204V209L207 212H210V211L212 212L213 211L212 207H214ZM243 206H246V204L242 205L241 207L243 208ZM69 207H74L75 210L74 209L71 211L65 210L66 208H69ZM218 207H221V204ZM260 207L258 206L256 208V210L261 209ZM104 209H105V211H104ZM160 209H162V210H160ZM196 209H197L196 211H198L200 208L199 209L196 208ZM192 210L195 211V208ZM201 210L203 213H205V211L203 209H200L199 213L201 212ZM103 211L107 212V214L111 213V215H109V214L107 216H106V214L101 215L102 213H104ZM196 211L194 212L195 215L198 214V212H196ZM214 211H216V210H214ZM14 212L16 214H14ZM66 212H68V213L66 214ZM144 212H146V213L148 212L147 214H149V216ZM70 213H72V214H70ZM194 213L193 214L187 213L186 215H194ZM252 213L255 214V212H252ZM252 213H249V216L250 215L252 216ZM65 214H66V216H65ZM125 214H128L127 217L128 216L130 217V220H127V221H126V219H128V218L126 217V219H125L126 222L123 220L124 218H122L123 215H125ZM150 214H152V215H150ZM100 215H101V217H100ZM249 216L247 214L246 218H248ZM253 216H255V215H253ZM30 217H32V218H30ZM137 217H135L133 219L139 220ZM252 217L250 219L248 218L249 221L246 218H244V219H246L245 220L246 222L241 221L243 223L240 222L238 224L241 225L242 227H245V224L249 225V222H251ZM27 218H30V219H27ZM108 218H109V220H108ZM120 218H122V219L120 220ZM85 220H87L88 223L86 222V223L82 224V228L78 227V229H76L75 225H78L81 223V221H85ZM133 221H135V220H133ZM215 222H214L215 227H217V224H218V226H221L223 228L229 224V223H226L227 221L226 222L225 221H223V222L218 221V223H217V221H215ZM74 227H75V229H74ZM63 229H64V231H63ZM73 229H74V231H73ZM70 230H72V231L70 232ZM55 233H58V234H55ZM61 233H63V234H61ZM21 234H23V235H21ZM66 234H68L67 236L70 235L69 236L70 238L67 237ZM59 235L60 236L63 235L64 240H63V237H59ZM179 235H180V237H179ZM218 235H220V234H218ZM16 236H19L20 238L19 237L17 238ZM182 236L184 237V234ZM220 236H217V237L214 236L213 238H210L213 240L203 239V241H201L198 244V246L205 245V244L209 243L210 241H218L219 242L220 239H217V238H219ZM15 237L17 239H13ZM59 238H61V239H59ZM202 238H204V237H202ZM165 239H167L169 242H167V243L163 242V240H165ZM45 240H43V241H45ZM155 240H158V241H155ZM174 240L175 241L178 240L179 243H177V241L175 242ZM31 241H32V239H31ZM27 242L29 244L30 241H27ZM51 242H52V240H51ZM75 242L80 243V244H82V243L88 244V245H86L87 247L86 246L81 247L82 250L81 249L78 250L77 248H76L77 250L76 249L73 250L74 249L73 248L69 253L70 248H66V246H67L66 244L67 243H75ZM36 244H35V246H36ZM25 245H27V244H24V248L21 249L23 252H26L25 249H27V250L29 249L28 248L29 245L27 246V248ZM30 245L32 246L31 243H30ZM51 245H53V244H51ZM41 246H42V242H41ZM47 246H46L47 248H45V249L42 246L43 248L39 249V250L41 252L44 251V253L47 252V253L51 254L52 252L53 253L55 252V254H57V255L63 254V253H61L62 250L58 249L57 247L53 248L55 250L54 251L53 249L49 248L50 247L49 245H47ZM63 246H61V247H63ZM10 247H9V249H11ZM15 247L19 248V250H17V251H19L18 254L15 253L16 251H14V250H16ZM40 247H38V248H40ZM33 248H35V247H33ZM36 248H37V246H36ZM31 250H32V248L28 251H31ZM37 250L38 249H33V251H37ZM39 250L37 252H40ZM109 250H114V251L119 250V252L113 253V251H112L109 253L108 252ZM13 251H14V254H13ZM163 251H165V250H163ZM47 253L45 255H47ZM67 253H69V254H67ZM50 254H48V255L50 256ZM82 254H80L82 257V259H80L81 260L80 262H82V264H86L85 263L86 260H84V254L85 253L83 254V256H82ZM26 255H27V253H26ZM113 255H116V256H113ZM2 256H0V259L2 258ZM23 256L24 255H21L18 258L22 259ZM107 256H105V257H107ZM167 256H168V254H167ZM31 257L32 258L30 260L32 262V259H38L41 256L38 257V255H37V257L35 258V256L31 254ZM43 257H44V255H43ZM159 257L161 259V257H162L161 254H159V253L155 254L154 256H152V258L150 259L149 262H146L144 264H151L153 261H155ZM10 258L11 257H9L8 260L6 259V262L9 261ZM26 258L24 256V259H26ZM45 258L48 259L49 257L47 258V256H46ZM50 259H53V258L50 257ZM2 260H5V259H2ZM40 260L41 259L39 258L38 261H40ZM151 260H152V262H151ZM14 261H16V259ZM14 261L11 258V261L9 262V264L10 263L14 264L15 263ZM38 261L36 260V262H38ZM80 262L79 263L77 262V263L81 264ZM128 262L129 261L123 262V264H129ZM2 263L0 261V264H2ZM16 263H17V261H16ZM18 263L22 264L21 262H18ZM34 263H35V260H34ZM67 263H69V261H67ZM72 263H69V264H72ZM173 263L176 264V262H174V261L169 262V264H173ZM3 264H5V263H3ZM31 264H33V263H31ZM38 264H41V262ZM73 264H75V262ZM179 264H182V263H179Z\"/></svg>",
    "mask_w": 264,
    "mask_h": 264
}]
</instances>
